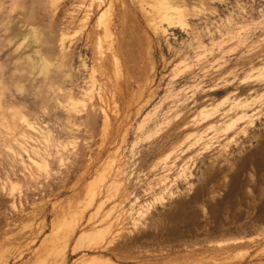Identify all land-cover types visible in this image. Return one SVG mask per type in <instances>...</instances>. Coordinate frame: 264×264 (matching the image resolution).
Listing matches in <instances>:
<instances>
[{
	"label": "rangeland",
	"instance_id": "1",
	"mask_svg": "<svg viewBox=\"0 0 264 264\" xmlns=\"http://www.w3.org/2000/svg\"><path fill=\"white\" fill-rule=\"evenodd\" d=\"M0 264H264V0H0Z\"/></svg>",
	"mask_w": 264,
	"mask_h": 264
}]
</instances>
